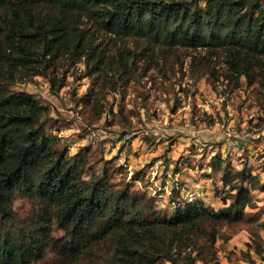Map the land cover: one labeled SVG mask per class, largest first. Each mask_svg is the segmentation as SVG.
I'll use <instances>...</instances> for the list:
<instances>
[{
  "label": "trees",
  "instance_id": "obj_1",
  "mask_svg": "<svg viewBox=\"0 0 264 264\" xmlns=\"http://www.w3.org/2000/svg\"><path fill=\"white\" fill-rule=\"evenodd\" d=\"M86 23L136 38L151 62L179 51L196 59L202 49L223 60L230 80L258 78L264 86L263 0H0V264H38L49 252L58 264L96 253V264L207 261L217 234L202 222L243 220L252 202L244 181L254 184L255 175L236 171L241 181L220 210L190 196L162 216L128 186L114 190L95 172L85 178L88 152L70 154L47 132L50 107L16 88L62 57L83 60L84 74L106 87L129 82L136 56L105 51ZM19 195L35 205L23 221L13 209ZM54 223L62 235H53Z\"/></svg>",
  "mask_w": 264,
  "mask_h": 264
},
{
  "label": "rangeland",
  "instance_id": "obj_2",
  "mask_svg": "<svg viewBox=\"0 0 264 264\" xmlns=\"http://www.w3.org/2000/svg\"><path fill=\"white\" fill-rule=\"evenodd\" d=\"M84 27L105 51H131L137 73L110 88L84 74L83 60L54 61L44 75L16 87L50 107L47 132L58 134L70 154L88 152L85 178L95 172L114 190L128 186L150 198L162 216H169L178 201L192 194L202 205L220 210L232 199V185L241 181L236 171L243 169L245 177L255 175L254 184L244 181L252 202L245 207L243 220L202 222L207 232L216 231L217 239L208 260L196 264H264L261 80L250 83L244 76L239 82L230 80L223 60L209 59L202 49L194 53L196 59L179 51L151 62L136 38H117L94 23ZM13 209L23 221L35 205L19 195ZM62 234L54 223L53 235ZM100 257L84 256L73 264H96ZM38 264H58V259L49 252ZM156 264L172 262L162 259Z\"/></svg>",
  "mask_w": 264,
  "mask_h": 264
},
{
  "label": "built area",
  "instance_id": "obj_3",
  "mask_svg": "<svg viewBox=\"0 0 264 264\" xmlns=\"http://www.w3.org/2000/svg\"><path fill=\"white\" fill-rule=\"evenodd\" d=\"M145 133H148V130H146V131H143V134H145ZM92 134L94 135V132H93ZM190 196H193V194H192V195H190Z\"/></svg>",
  "mask_w": 264,
  "mask_h": 264
}]
</instances>
